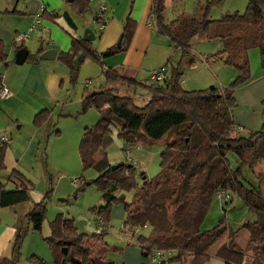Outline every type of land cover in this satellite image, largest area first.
I'll list each match as a JSON object with an SVG mask.
<instances>
[{
  "label": "trees",
  "instance_id": "trees-1",
  "mask_svg": "<svg viewBox=\"0 0 264 264\" xmlns=\"http://www.w3.org/2000/svg\"><path fill=\"white\" fill-rule=\"evenodd\" d=\"M220 0H209L202 18L185 13L171 21L165 17V0H151L150 17L156 31L181 50L182 58L171 65L159 83L138 81L124 76L115 68H107L106 58L125 53L134 36L135 24L127 18L121 44L103 52L92 42L76 38V27L64 14L62 18L72 30L67 52H58L57 60L67 67L70 81L75 82L81 65L90 60L98 64L105 87L82 95V112L93 108L98 121L86 127L78 145L83 172L92 169L98 176L90 182L101 194L102 205L91 209L97 220L104 223L101 232L91 235L78 231L74 220L57 214L49 223V236L43 238L52 256L53 264H113L107 257L119 248L105 241L106 228L114 205L123 207L124 233L128 240L136 237L142 255L147 258L152 249L173 250L175 255L160 264H207L217 259L222 264H240L245 257L264 262V100L261 102V122L258 130L242 135L233 118L237 107L236 90L251 80L249 51L258 49L261 69L264 71V0H246L245 12L226 14L217 20L208 19L211 5ZM90 0H72L70 6L79 14L90 8ZM58 16L42 13L41 19L56 22ZM196 37L219 41L222 50L215 58L236 70V78L222 89L186 90L182 86V67H193L195 58L190 49ZM45 42L26 62L40 65L39 56L49 46ZM6 55L0 50V62ZM170 61H168V64ZM125 85L144 88L149 98L142 106L128 95H119L111 87ZM2 76L0 75V86ZM50 110L39 111L33 119L36 128L44 126ZM116 138L130 148H163L159 172L148 178L145 172L137 182L136 166L118 164L114 170L107 159V148ZM59 131L55 133L56 136ZM7 143L0 145V169L4 170ZM230 155L236 157L235 167ZM249 169L257 185L244 184V169ZM11 184L13 189H6ZM34 184L20 171L13 169L6 182L0 183V207L11 208L29 199ZM83 188L77 190L82 191ZM224 191L235 195L255 221L245 222L237 230L230 228L225 218L210 230H201L215 195ZM77 192L75 194H77ZM33 204L28 213V228L18 232L14 240L15 258H1L0 264H16L28 229L40 233L47 215L46 201ZM132 193L126 201L125 195ZM231 202V201H229ZM149 228L146 236L136 235L137 229ZM226 240L211 253L210 249L224 236ZM65 251V252H64ZM30 264H47L37 255L28 258Z\"/></svg>",
  "mask_w": 264,
  "mask_h": 264
},
{
  "label": "rangeland",
  "instance_id": "rangeland-1",
  "mask_svg": "<svg viewBox=\"0 0 264 264\" xmlns=\"http://www.w3.org/2000/svg\"><path fill=\"white\" fill-rule=\"evenodd\" d=\"M208 1L209 0H168L169 7L166 11L165 17L171 21L179 14L185 13L189 16L201 19L204 7L207 5ZM246 7V0H220L211 5L208 19L217 20L226 14H242L245 12ZM86 13H88V11ZM57 21V24L52 22L56 27L61 24L65 25L62 19H57ZM66 30L68 33H72V30L68 26H66ZM61 31L69 37L64 30L61 29ZM36 44L37 41L34 38H32L31 41L25 42V47L28 51H30L31 55H34L35 53L36 49L34 46H36ZM220 47L221 44L219 41L209 42L201 37H196L193 40L191 49L192 55L195 58V67L193 69H189L190 67L184 66L182 69V86L184 89H208L213 81L217 86L216 88L222 89L233 82L237 75L234 68L221 63L220 72H217L216 68L218 66H211V68H205L202 66L203 64L205 65L203 57H210L216 54V52L220 50ZM179 55L180 54H178L173 60H170L167 73L171 65L177 64L180 57ZM249 60L251 75L254 78L257 74L264 73L261 69L260 54L258 49H253L251 51L249 54ZM47 63H56L64 66L57 59ZM9 65L10 73L8 75H11L13 71L21 72V78H17L18 83L24 78L31 62H26L23 66H16L13 63V56H11L9 59ZM216 74L219 75V78L216 77ZM122 75H136L135 77H137L136 79L138 81L146 82L145 72L137 75L127 71H122ZM183 80L185 82H183ZM85 81L90 84L86 89L84 88ZM199 81H203V83L201 84ZM99 84L102 85L101 88L106 86L103 75L101 74L100 66L90 60H86L81 65L74 83L70 81L68 71L67 79L65 81L60 80L58 84L54 85L51 95L48 97H43L42 95L33 93V91L30 90L26 91L28 90L26 89L20 91L18 97H15V99L11 100L9 103L4 102L0 98V133L6 132L8 135L9 133L13 135L15 133L22 134L29 139L36 136V142L38 144L35 155V163L37 165L38 172H25L28 179L34 184V188L29 192V202H25L22 207L24 206L25 208L29 205L39 203L43 200L45 194L51 191L50 199L46 201L47 215L42 226V231L37 233L28 229L24 238V240H26L24 254L22 245L20 249V260L16 264H30L28 262V258L32 256V254L37 255L47 264H53L51 253L49 252L47 244L43 241V238L49 236V223L57 214H63L65 218L74 220L76 228L81 233L88 235L96 233L95 222L97 221V217L93 212H91V209L102 205L103 202L101 200L100 192L94 185H90V182L94 180L98 174L92 169L83 172L78 155V145L83 136L84 129L96 124L99 118L98 113L93 108H89L85 112H82L81 96L85 91L92 92L101 90ZM239 89L240 88L236 91ZM126 92L125 94H122V92L117 93L119 95L132 96L131 89ZM133 98L138 106L144 105L147 101L146 99H140V97ZM259 106L261 107V104ZM240 108H244V105L241 104L240 107L235 108V110ZM43 109H49L51 111L50 117L44 126L36 128L33 125L34 116ZM20 126H22L21 130H18V127ZM7 128H9L10 131H8ZM259 128L260 125L258 129ZM35 131H38V134H35ZM57 131L60 132L58 136L55 135ZM241 134L244 135L246 132H241ZM115 135L116 131L114 130L113 141L107 148L108 162L111 166H116L122 163L129 164L125 158L123 142L116 138ZM14 148H16V145ZM162 151L163 148L158 146H154L152 148L142 147V150L130 148L131 157L139 162V165L135 168L138 183L140 182L139 175L142 173L140 167L144 166L145 170L143 172H145L148 178H152L159 172L160 154ZM229 158L232 166L235 167L237 162L236 157L230 155ZM31 160V157H29L28 162H26L28 166L31 164ZM4 166V170L0 169L1 183H5L6 175L9 174L14 166V158L12 154L8 153L5 156ZM243 178L244 184L247 187L250 185H257L255 177L247 168L244 169ZM73 180H77V187L72 186L71 183ZM6 188L10 189L11 186L7 185ZM80 188H83V190L77 192ZM76 192L77 194H75ZM131 196L132 193H127L125 195L126 201H129ZM227 196V198H221L218 193L215 195L201 230L204 231L212 229L222 218L227 220L230 228L233 230H237L245 222L255 221V216L247 211L240 199L233 194H227ZM113 208H117L119 210L123 209L121 205H114L112 210ZM124 220L125 219L121 222L120 220H114L112 216L110 217L107 233L111 234L109 239L113 237L112 239L116 243H119L120 237L117 233L121 230ZM89 222H91L90 225H88ZM149 232L150 229L147 227L134 231V233L138 236H146ZM225 240L226 235L210 249V252L213 253L217 246ZM114 255L115 254H108L111 259L115 257ZM207 264L222 263L217 259H211V261Z\"/></svg>",
  "mask_w": 264,
  "mask_h": 264
},
{
  "label": "crops",
  "instance_id": "crops-1",
  "mask_svg": "<svg viewBox=\"0 0 264 264\" xmlns=\"http://www.w3.org/2000/svg\"><path fill=\"white\" fill-rule=\"evenodd\" d=\"M89 5L90 8L88 13L81 15L70 6L67 0H0V50L6 55V61L4 63L0 62V75L2 76L3 87L10 93L8 99L1 98L4 102H11L15 97H18L20 91L26 89H28L26 91L30 90L43 97H48L51 95L54 85L58 84L60 80L65 81L67 79L68 70L66 67L56 63H47L56 60L57 57L51 61H42L40 65L31 64L21 82L17 83V78H21L20 71H13L11 75H8L10 73L9 59L11 56H13V63L16 66H23L26 63L17 65L15 63V55L20 49L24 48L27 50L25 42L31 41L32 38L37 41L36 46H34L36 49L34 54L44 47L45 42L48 41L50 43L49 46H57V53L60 51L67 52L70 49L71 39L61 31L62 29L68 34L66 22L62 18L64 14H66L75 25L76 31L74 32V36L76 38L83 39L86 29H92L94 31V40L92 43L94 48L99 52H103L117 45L116 43L122 36L123 26L127 18H130L134 22V36L128 50L125 53L104 59L103 64L107 68H115L121 73L122 71H127L137 75L145 72V81L147 82L152 72L161 68H165L167 72L168 65H170L168 61L173 60L178 54H180V57L177 63L180 62L182 58L181 50L175 48L170 40L160 35L154 27L152 18L150 17L151 0H90ZM41 6L44 7V12L48 16H58V20L62 19L65 25L61 24L56 27L52 22L41 19V27L35 28L34 31L30 33L29 39H25L24 35H26L29 28L32 26ZM168 7V0H165V15ZM102 8L104 9L103 14L106 18L103 25H101L98 19V15ZM166 20L169 21L167 17ZM47 50L48 48L45 51ZM221 50L222 45L218 52ZM252 50L249 51V54ZM190 52L192 54V49H190ZM29 55L30 51H28V56ZM203 61L205 62V65H202L203 67L211 68V66H218L216 70L220 72L221 62L217 59L204 56ZM194 67L195 65L189 69H193ZM183 68L184 66L182 69ZM135 76L130 77L137 78ZM216 77L219 78V75L216 74ZM87 81L84 83L85 89L90 85L87 84ZM183 82L185 81L183 80ZM199 82L201 84L203 83V81ZM101 84H99L100 89H102ZM216 87L214 81L209 86V88ZM111 88L118 93L122 92V94H125L127 90L131 89V95L133 97H140L142 100H147L149 98V93L142 87H140L141 90L140 88H131L118 84ZM236 92L237 107H240L241 104L244 105V108H240L233 112L234 121L238 125L240 132H243L244 129H248L249 131L258 129L261 122L262 111L259 105L264 100V73L257 74L255 78L251 75V80L246 85L240 87ZM21 127L22 126L18 127V130H21ZM7 129L10 131L9 128ZM2 134L9 138L7 142V154H12L14 158V166L11 170L16 169L25 177H27L25 172H38L35 163L38 145L36 136L29 139L17 133L14 135L9 133L8 135L6 132H1L0 135ZM35 134H38V131ZM15 145L16 148H14ZM136 149L142 150V147L138 146ZM29 157H31L32 160L31 164L28 166L26 162H28ZM6 179L7 175L5 180ZM8 185L11 186L10 189H13L11 184ZM23 204L11 208L0 207V259L15 258L14 240L19 231L28 228L27 215L33 204L25 208L24 206L22 207ZM111 216L114 220H120L122 222L124 219V211L123 209L119 210L113 208ZM90 224L91 222L88 223V225ZM108 227L109 226H107L106 231ZM124 231V226H122L121 230L117 233L120 237L119 243L114 242L112 239L113 237L109 239L111 234L106 233L104 238L105 241L109 245L119 248V251L109 252L108 254H115V257L111 259L107 254L108 259L113 264H151L148 257L145 258L142 255V251L136 242L137 236L129 241ZM97 232L96 230V233ZM25 242L26 240H24L22 244L23 254L26 246Z\"/></svg>",
  "mask_w": 264,
  "mask_h": 264
},
{
  "label": "built area",
  "instance_id": "built-area-1",
  "mask_svg": "<svg viewBox=\"0 0 264 264\" xmlns=\"http://www.w3.org/2000/svg\"><path fill=\"white\" fill-rule=\"evenodd\" d=\"M44 10H45L44 7L41 6L40 11L36 15V18H35L32 26L29 28L26 35H24L25 39H29L30 33L33 32L35 28L41 27V15L44 12ZM103 11H104V9L102 8L100 14L98 15V19L100 20L101 25H103V23L106 21V18L103 14ZM165 74H166L165 68H161L157 71H154L149 75L148 82L149 83L162 82L163 79L165 78ZM87 84H89V83H87ZM9 97H10L9 91L6 88H4L3 85H1L0 86V98L8 99ZM243 132L248 133V130L244 129ZM8 141H9V138L6 135H4V134L0 135V145L6 144ZM124 152H125V158L129 162V164L137 167L139 165V162L131 157L130 147L127 144H124ZM140 168H141L142 172L145 170L144 166H142ZM71 184H72V186L77 187V180H73ZM218 194L220 195L221 198H224V197L227 198L228 197L227 193H225L224 191H220V192H218ZM104 228H105L104 223L100 220H97L96 221V230L98 232H101L102 230H104ZM173 255H175V252L173 250L152 249L150 255L148 256V259H149L151 264H160L163 261L167 260L168 258L172 257ZM240 264H264V262L263 263H256L254 258L245 257Z\"/></svg>",
  "mask_w": 264,
  "mask_h": 264
},
{
  "label": "water",
  "instance_id": "water-1",
  "mask_svg": "<svg viewBox=\"0 0 264 264\" xmlns=\"http://www.w3.org/2000/svg\"><path fill=\"white\" fill-rule=\"evenodd\" d=\"M68 3H71L72 0H67ZM83 40L92 42L94 40V31L92 29H86L84 31L83 35ZM121 44V38L117 42V47L120 46ZM57 57V46L56 45H50L48 47V50L43 52L40 56L39 59L41 61H51L56 59ZM28 58V51L26 49H20L16 55H15V63L17 65H23ZM116 166H111V170H114ZM65 252V251H64Z\"/></svg>",
  "mask_w": 264,
  "mask_h": 264
}]
</instances>
